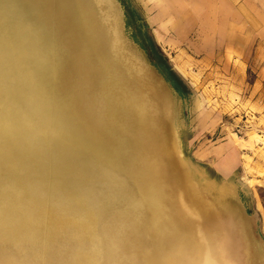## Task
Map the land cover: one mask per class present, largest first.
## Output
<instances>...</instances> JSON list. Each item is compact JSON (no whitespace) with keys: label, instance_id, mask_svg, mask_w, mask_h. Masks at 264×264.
<instances>
[{"label":"rangeland","instance_id":"374dc122","mask_svg":"<svg viewBox=\"0 0 264 264\" xmlns=\"http://www.w3.org/2000/svg\"><path fill=\"white\" fill-rule=\"evenodd\" d=\"M45 1L0 0V6L5 4V26L22 28L23 35L15 34L20 39L34 35L43 62L49 56L41 63L45 66L40 71L43 91L39 90L50 91L62 104L60 113L66 122L84 134V148L74 147L69 154L62 151L70 158L59 162L56 174L37 183V189L52 182L54 188L46 192L57 201L74 188L101 192L106 182L100 178L95 179L96 186L93 183L97 182L84 181L88 174L84 164L100 156L108 158L121 180L133 186L135 178L130 180L125 173L135 142L123 130L124 126H141L137 108L143 103L149 120L157 126L156 136L172 140L176 158L184 164L204 203L213 209L214 218L207 223L215 227V239L236 245L239 262L226 259L232 264H264V0H110L118 19L115 44L93 4L94 13L87 9L84 14L63 12L69 0H59L61 5L53 0L48 6ZM226 14L228 19L223 18ZM153 48L164 56L187 91H177L156 67L150 54ZM83 126L90 127L89 133ZM18 160L9 158L3 171ZM30 167L37 171L35 164ZM164 175L167 193L175 195L166 205L177 210L182 172L169 165ZM10 184L13 190L8 195L16 197L20 183ZM23 184L28 186L26 181ZM103 203L106 219L114 211L128 209L124 201L114 202L113 196ZM179 220L182 223L183 217ZM133 222L126 216L118 226L129 241L119 258L144 264L148 255L156 254L147 242L152 232L147 235ZM173 222L178 236H184L185 228L178 220ZM97 225L101 229L100 218ZM66 239L54 240V247ZM14 243H0V261L1 251L6 258L20 254L40 260L39 250L29 249L33 245L29 241L24 240L22 246Z\"/></svg>","mask_w":264,"mask_h":264},{"label":"bare ground","instance_id":"6f19581e","mask_svg":"<svg viewBox=\"0 0 264 264\" xmlns=\"http://www.w3.org/2000/svg\"><path fill=\"white\" fill-rule=\"evenodd\" d=\"M52 2L45 1V6ZM55 2L62 4L59 0ZM91 4L97 9L102 20L100 22L109 26L107 29L111 31L115 44L118 40V19L110 0H69L63 12L86 14L88 9L93 14ZM4 5L0 6V243L6 241L16 245V242L17 246H22L21 243L27 240L33 244L29 249L35 248L41 255L40 260L28 256L29 261L20 254L6 258L1 251L0 264H118L119 261L127 264L131 261L126 262L119 257L121 248L129 241L122 237V229L118 228L126 216L145 229L144 233H154L153 236L158 239L157 242L151 235L148 236L150 241L147 242L156 254L148 255L144 264H232L226 259L227 256L238 261L236 245L215 239V227L207 223L214 218L213 209L204 203L184 170V164L176 158L172 140L156 136L157 126L149 120L148 109L144 108L143 103L141 108L135 106L139 111L137 120L141 126H124L123 130L135 142L131 167L125 173L130 180L135 178L133 186L127 179L121 180V173L112 169L116 166H109L108 158L100 156L92 163L84 164L88 171L84 181L97 182L95 179L100 178L106 182V187L101 184L104 187L101 192L92 190L86 193L74 188L71 193L65 191L66 195L57 201L56 197L49 195L51 192H46L54 188L52 182H45L46 186L37 189V183L56 174L59 162L70 158H65L62 151L68 150L69 154L74 147L78 151L79 147L84 148V134H78L66 122L63 112L60 113L62 104L54 98L53 93L44 91V94L39 90L43 85L40 71L45 66L41 63H46L49 56L43 62V51L36 47L34 35L20 39L15 34L23 35L22 28H13V24L5 26ZM66 21L69 23L70 18ZM135 104L138 105L139 101ZM84 129L89 133V126ZM13 142L17 144L13 145ZM83 152L81 155L85 154ZM9 158L19 160L4 172L3 164ZM30 163L35 164L37 171L30 167ZM169 165H175L182 172L177 210L166 205L175 196L166 190L164 170ZM89 168L94 171L90 175ZM80 178L83 179V174ZM10 183H20L16 197L11 195L13 189L8 186ZM93 184L96 186L98 182ZM22 194L28 196L23 199ZM111 196L118 204L124 201L128 209L114 211L106 219V208L102 204ZM56 209H60L57 215L54 214ZM172 215L176 218L173 221L178 220L181 228H185L184 236H178L179 230L175 229ZM180 215L183 217L182 223ZM99 218L101 229L97 225ZM126 227L123 226V229ZM62 237L68 240L54 247V240ZM163 240L168 241L165 243ZM4 245L6 243L1 246ZM21 251L24 252L23 249Z\"/></svg>","mask_w":264,"mask_h":264},{"label":"trees","instance_id":"16d2710c","mask_svg":"<svg viewBox=\"0 0 264 264\" xmlns=\"http://www.w3.org/2000/svg\"><path fill=\"white\" fill-rule=\"evenodd\" d=\"M154 50L150 53L153 57L154 60L156 61V67L165 72L167 75L168 79L174 84V87L176 88L177 91H187L186 86L182 82L181 78H179L175 72L172 70V68L167 64L166 59L164 56L159 52L158 49L153 48Z\"/></svg>","mask_w":264,"mask_h":264},{"label":"crops","instance_id":"0c3cea01","mask_svg":"<svg viewBox=\"0 0 264 264\" xmlns=\"http://www.w3.org/2000/svg\"><path fill=\"white\" fill-rule=\"evenodd\" d=\"M218 8V7H217ZM216 11H217V9H216ZM212 12V11H211ZM216 13V12H215ZM216 16V14H214V16H212L213 18ZM228 15L226 14V16H224L223 18H226V19H228ZM227 30H228V28H227ZM227 34V33H226Z\"/></svg>","mask_w":264,"mask_h":264}]
</instances>
